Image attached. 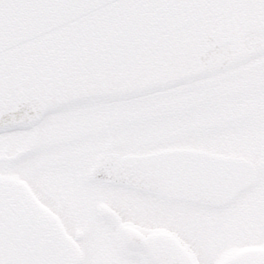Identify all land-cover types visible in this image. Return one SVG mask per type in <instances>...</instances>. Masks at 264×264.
Here are the masks:
<instances>
[{
	"label": "snow or ice",
	"instance_id": "obj_1",
	"mask_svg": "<svg viewBox=\"0 0 264 264\" xmlns=\"http://www.w3.org/2000/svg\"><path fill=\"white\" fill-rule=\"evenodd\" d=\"M0 264H264V0H0Z\"/></svg>",
	"mask_w": 264,
	"mask_h": 264
}]
</instances>
